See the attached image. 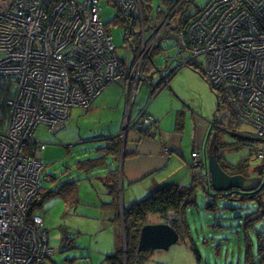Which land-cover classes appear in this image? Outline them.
I'll list each match as a JSON object with an SVG mask.
<instances>
[{
    "label": "built area",
    "instance_id": "1",
    "mask_svg": "<svg viewBox=\"0 0 264 264\" xmlns=\"http://www.w3.org/2000/svg\"><path fill=\"white\" fill-rule=\"evenodd\" d=\"M102 1L0 0V264H47L54 254L44 216L29 211L45 180L47 142L36 132L59 131L111 83L135 97L163 42H174L180 65L202 56L232 114L264 138V0H210L177 29L172 18L186 0H107L127 30L131 61L117 53ZM161 55L171 59L168 49ZM154 123L146 107L127 128ZM207 156L194 151L191 167L209 178Z\"/></svg>",
    "mask_w": 264,
    "mask_h": 264
},
{
    "label": "rangeland",
    "instance_id": "2",
    "mask_svg": "<svg viewBox=\"0 0 264 264\" xmlns=\"http://www.w3.org/2000/svg\"><path fill=\"white\" fill-rule=\"evenodd\" d=\"M188 1L191 11H194L204 7L210 0ZM101 4L105 28L112 35L118 55L131 61L134 52L131 49V42L127 40L128 34L125 26L115 21L116 8L107 0H103ZM160 18L165 19V14H160ZM172 22L176 23V17L172 18ZM132 42L135 43L133 40ZM162 45L163 48L161 47L143 68V80L134 97V112L146 106L151 110L158 104H162V109L168 111L171 108V103L179 105L181 102L187 120V136L194 132V125L206 123L205 137L213 130L215 133L213 136H218L222 146L221 151L224 158L235 163L243 157H248L251 176H258L257 168L264 162V158L254 156V154L258 149L264 148V141L251 139H258L254 129L247 123L235 119L225 101L221 100V104H218L217 94L211 88L206 77L200 73V70L203 69L202 56L194 61L200 67L199 71L190 66L181 65L176 74L170 78V85L162 88L157 97L151 100L150 95L153 88L148 80L157 84L159 78L162 77L161 73L167 75L168 69L176 67L179 63V58L176 57L178 51L173 46V41L163 42ZM163 49H168L173 58L163 59L161 55ZM160 69L164 70L160 71ZM126 87L124 83H111L91 103L89 109L75 107L71 118L67 120L65 127L60 131L55 133L41 127L36 132L35 138L47 142V148L43 151V158L46 162L43 174H47L49 178L52 175H60L65 169L67 161L73 165L77 156L82 158L85 156L82 153L94 150L105 142V138L121 132L126 125L128 116L125 115L128 95ZM132 95L134 96L133 90H130L129 96L132 97ZM198 134L201 140L204 134L201 129ZM239 138L241 141L236 143ZM186 143L190 145L191 141L186 140ZM188 149L190 154L191 147ZM154 158L160 160L159 162L162 164L168 163L161 162V158L157 156L149 154L140 156L141 162ZM118 164L116 162L115 166L119 168ZM170 164H177V161ZM168 170L167 166V168L156 171V174L163 177ZM181 175L182 173L177 174L179 177ZM71 178L74 179L76 176H71ZM188 178L186 186H190L193 182L192 176ZM46 183L48 184V182ZM121 184L119 181L116 194L117 204L121 208L119 210L121 213L119 225L113 220L115 216L109 215L108 202L111 199L105 193L104 184L102 186V182L97 178H81L73 200L56 196L44 204L39 212L45 218L44 226L48 231L50 246L54 248V254L49 258L47 264H112L107 256L116 251L117 230L121 229L120 244L122 248L124 249L126 246L123 208L121 207V204L123 206L125 204ZM124 191L127 202L129 190L126 187ZM214 193L213 189L208 193L206 186L199 183L195 188L194 202L187 207L184 214L189 224L190 234L182 235L180 240L168 250L157 249L150 252L148 259L143 264L257 263L259 261L257 258L259 239L256 232L244 224L247 214L258 207L257 202L235 201L223 196L210 195ZM177 216L171 214L167 221L171 223ZM181 218H183V214ZM163 220L160 217L150 219L153 222ZM255 225L257 229H264V219ZM195 248L199 250L200 256L196 253ZM248 253L250 256L253 255L249 260L247 259ZM124 258V262L127 264L125 253ZM135 264L141 263L136 262ZM260 264H264V262Z\"/></svg>",
    "mask_w": 264,
    "mask_h": 264
},
{
    "label": "trees",
    "instance_id": "3",
    "mask_svg": "<svg viewBox=\"0 0 264 264\" xmlns=\"http://www.w3.org/2000/svg\"><path fill=\"white\" fill-rule=\"evenodd\" d=\"M201 9L202 7L195 9L194 11H191L190 2L186 0L183 3V5L177 10V12L173 15V18L176 17V23L175 24L173 23L172 27L175 29L182 28L183 26H185V24L189 23V21L192 20L199 13ZM160 14H164V13H159L158 14L159 18H160ZM115 21L121 23L120 20L118 19H115ZM162 46L163 45L158 46L156 52H158ZM171 58H173L172 55ZM186 66H190L198 71L200 68L195 62H190L186 64ZM180 67L181 65L180 63H178L176 67L170 68V70L168 69V74L159 78V82H157V84H154L153 81L150 79L148 80V82L150 83L152 88L157 87V89L161 88L164 84L168 85L170 78L174 74H176V72L178 71V69H180ZM162 70L164 69H160V71ZM200 73H202L203 76L206 77L205 71L203 69L200 70ZM206 80L210 84L213 91H215V93L217 94L218 104L220 105L221 100L225 101V99L218 90H215V88L211 85V83L207 78ZM234 118L237 119L235 116ZM152 127L153 128L156 127V122L151 126V128ZM149 129L150 126L146 128V130ZM214 134L211 132V135ZM240 136L244 137L242 135ZM251 139L264 141V138H258V139L251 138ZM122 141L123 139L121 135H113L107 137L105 138V142L102 145L97 146L94 150L92 149L90 151H85L84 153H82L85 155L82 158H79V156H77L74 160L75 162L73 165H70L71 163L67 161L66 162L67 165L65 169L62 170V173L60 175H56V176L52 175L49 178L47 174H44L45 180L43 181V185L41 186L38 195L30 205L29 208L30 213L39 211L44 206V204H46L49 201V199L56 196H61L67 200L69 199L73 200L79 188L78 184L81 178L89 179L91 178V176L96 175L100 170H105L107 173V177L109 178L110 183L107 182L106 184L108 187V191L110 193L117 194L119 187V168L116 167L115 165H112L114 157L113 156L110 157L109 154H114V153L118 154L120 152ZM240 141L241 138H239V140L236 143H239ZM215 146L217 148V155L220 164L228 173L244 174L247 176H251L248 157H243V159L235 163L227 161L222 154L221 151L222 146L218 140L217 135L215 136V143L213 144L212 147ZM260 151L264 152V148L258 149L254 154V156H259ZM74 171L77 172V175H75ZM257 174L262 178V181L257 185L255 189L250 191L231 189L227 192H216L211 187L209 183L210 181L209 178L205 177L203 173L197 174L195 172L193 175V183L190 186L182 185L175 181H167L157 186L146 197L133 202L128 207L126 206L123 207V220H124L126 246L124 249L122 248L120 244L121 229L117 230L116 251L113 254L108 255L107 259H109L112 264H125L124 262L125 261L124 253H125L127 264H135L136 262L143 264L148 259L150 252L138 251L139 239H140L142 227L145 224L157 223L150 221L152 217H160L164 219L161 222H169L167 221L168 220L167 218H169V215L171 213H173L174 215H178L177 218H174V220L171 221V224L177 229V231L180 234V237H182V235L185 234H186L185 236L189 235L190 234L189 226H188L189 224L184 214L187 207L194 202V193L196 186L199 183H203L206 186V190L208 191V193H210L211 189L215 191L214 194H210V195H215L217 197L223 196V197H227L230 200H235V201L250 200L255 203L257 202L258 207L253 212H249L247 214V219L244 224L247 228H252L256 232L259 239V249L257 255L259 261L254 264L263 263L264 262V229H257L255 224H257V222L259 221L261 222V220L264 219V162L260 166H258ZM79 175H83V176L79 177ZM71 176H76V178L73 179L71 178ZM46 182H48V184ZM116 198L115 201L111 202V204L115 206H117ZM117 213H118L117 216L113 220L115 223H118L119 225L121 213L118 209H117ZM182 214H183V218H181ZM243 217H245V214H243ZM195 251L200 256V252L197 248H195ZM250 257H253V255L250 256L248 253L247 259L249 260Z\"/></svg>",
    "mask_w": 264,
    "mask_h": 264
},
{
    "label": "crops",
    "instance_id": "4",
    "mask_svg": "<svg viewBox=\"0 0 264 264\" xmlns=\"http://www.w3.org/2000/svg\"><path fill=\"white\" fill-rule=\"evenodd\" d=\"M151 68H153V66H151ZM168 85H170V81L168 82ZM168 85H166L165 87H167ZM126 89L128 94L125 109V115H128L127 121L121 132H118L116 134L121 135V137L123 136V141L121 142L122 144L120 152L118 154H109V156L114 157L112 165H116V162L119 163V181L120 183H122L121 185L123 187V200L125 204L124 206L128 207L133 202L144 198L154 188L167 181H175L179 184L186 185L189 180V176H192L193 181L194 173L191 167V162L193 160L192 153L194 151L204 150L205 148L206 150H208L210 145L209 141L213 137V135H211V132L213 134L214 132L212 130L208 134V136L205 137L206 123L202 122V124L194 125V132L187 136V120L184 116L185 113L182 108L183 106L181 102H179V105H174L173 103H171V108L168 111H164V108L162 109V104H158L151 110L148 108V106H146L147 112L150 113L155 119L156 127L154 128H151V126L149 130H146V128L149 126L144 127L140 130L127 128L126 126L129 124V121L134 122L137 116L146 107L137 109L136 112H134V96L132 95V97H130V90L127 87ZM156 89L157 88H153L151 95H153V92L155 95L151 100H154V98H156L158 95L157 92L159 89ZM127 107L129 108L128 110ZM174 111H176L175 114H172ZM167 119H169V121L166 122ZM195 121L197 122V120ZM199 129H201L204 133L201 140L198 134ZM186 140H189V142L191 141L190 145L186 143ZM188 146L191 147L190 154L188 153V148H190ZM143 154L157 156L161 158V162L166 161L168 163L162 164L159 162L160 160L156 158H154L153 160L141 162L140 156ZM173 161H177V164H170ZM167 166L169 167V170L163 177H160L156 174V171L167 168ZM178 173H182V175L179 177L177 176ZM95 178L99 179V181L102 182V186L104 184V189L106 190L105 193L108 195V198L111 199L108 202V209L110 210L109 215H113L116 217L118 214L117 209L121 210V208L118 206V204L117 206L111 204V202L115 201L116 194L107 191L108 187L106 184L107 182L110 183V181L107 177L106 171L100 170L96 175L91 176V178L89 179ZM126 187L129 190V196L127 197L129 199L127 202L125 200L126 193L124 191ZM124 206L121 204L122 208Z\"/></svg>",
    "mask_w": 264,
    "mask_h": 264
},
{
    "label": "water",
    "instance_id": "5",
    "mask_svg": "<svg viewBox=\"0 0 264 264\" xmlns=\"http://www.w3.org/2000/svg\"><path fill=\"white\" fill-rule=\"evenodd\" d=\"M214 143L215 136L212 137L209 149L207 150V173L211 187L216 192H227L231 189H239L242 191H250L255 189L262 181V178L260 176H247L244 174L228 173L220 164L216 146L212 147ZM179 239L180 234L171 223H147L142 227L141 230L138 251L153 252L157 249L168 250L171 248V246L176 244Z\"/></svg>",
    "mask_w": 264,
    "mask_h": 264
},
{
    "label": "flooded vegetation",
    "instance_id": "6",
    "mask_svg": "<svg viewBox=\"0 0 264 264\" xmlns=\"http://www.w3.org/2000/svg\"><path fill=\"white\" fill-rule=\"evenodd\" d=\"M161 74H162L161 76L163 77V76H164V74H163V73H161ZM130 123H133V121H132V122H131V121H129V124H130Z\"/></svg>",
    "mask_w": 264,
    "mask_h": 264
}]
</instances>
